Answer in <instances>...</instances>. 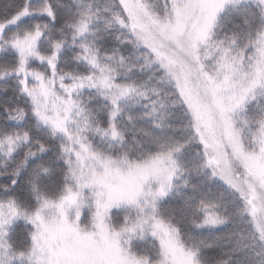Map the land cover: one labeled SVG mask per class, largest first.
<instances>
[{
    "label": "snow or ice",
    "instance_id": "obj_1",
    "mask_svg": "<svg viewBox=\"0 0 264 264\" xmlns=\"http://www.w3.org/2000/svg\"><path fill=\"white\" fill-rule=\"evenodd\" d=\"M0 264H264V0L0 3Z\"/></svg>",
    "mask_w": 264,
    "mask_h": 264
},
{
    "label": "trees",
    "instance_id": "obj_2",
    "mask_svg": "<svg viewBox=\"0 0 264 264\" xmlns=\"http://www.w3.org/2000/svg\"><path fill=\"white\" fill-rule=\"evenodd\" d=\"M4 2V0H0V3H3Z\"/></svg>",
    "mask_w": 264,
    "mask_h": 264
}]
</instances>
